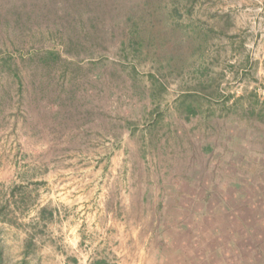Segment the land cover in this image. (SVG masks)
<instances>
[{"label": "rangeland", "instance_id": "374dc122", "mask_svg": "<svg viewBox=\"0 0 264 264\" xmlns=\"http://www.w3.org/2000/svg\"><path fill=\"white\" fill-rule=\"evenodd\" d=\"M46 2L0 0V23ZM85 2L120 19L104 64L22 66V92L0 68V264H264V229L227 256L195 215L229 172L264 221V0ZM206 227L209 263L189 244Z\"/></svg>", "mask_w": 264, "mask_h": 264}, {"label": "trees", "instance_id": "16d2710c", "mask_svg": "<svg viewBox=\"0 0 264 264\" xmlns=\"http://www.w3.org/2000/svg\"><path fill=\"white\" fill-rule=\"evenodd\" d=\"M86 3L85 0L73 2L70 0L65 2L47 0L45 4L31 6L27 20L17 19L14 23L1 21L0 30L2 28L7 32L10 31L11 35L8 33V35L3 36L5 39L3 43L8 42L10 45L0 53V68L11 73L18 84L19 92H22L24 86L21 70L22 66L25 65L50 67L52 69L64 62H72V64L90 62L95 66L104 64L103 52H105L108 40L116 34L120 19L104 17L107 20H103L101 15L104 14L103 5ZM23 7L26 8L25 5ZM99 8L102 12L99 11ZM96 78H99L98 75ZM80 136L83 137L84 135L80 134ZM234 171L237 172V166ZM227 174L231 175L228 177L231 182L223 192L224 197H221L219 203L218 201L215 202L216 191L213 188L208 189L207 194L204 193L205 201H201L200 210L195 215H198L199 223L204 227V223L208 224L211 219L212 223H216V227L210 229L214 230L213 232H221V235L226 239L224 242L230 244L227 252L222 253L223 255L227 254V256L240 258L243 251L240 244L246 242L244 247L249 248L250 240L256 238V230L262 233L264 221L260 219L247 221L245 211H242L241 217H239L240 211L231 206V201H234L235 206L240 204L246 208L252 205L256 206V203L250 201V197H252V201H255L257 195L254 192L259 191V187H251L252 181L249 179L237 178L229 172ZM235 187L238 189L232 193V189ZM209 211L213 214L215 212L217 218L216 215H210V218L208 216ZM263 213L264 207L263 210L256 212L257 215ZM202 220L204 221L203 224ZM219 221H222V225L218 223ZM194 222L198 221L193 219L186 223V226H182L185 236L187 233H193ZM204 232L205 228L198 231L200 235L194 233L195 236L189 241V244L201 255L203 254V258H206V262L209 263V259L211 260L214 255L217 254L218 258H221V255L210 249V246L217 245L216 240L213 242L208 240L209 234L212 232L209 233L207 230L205 239L202 237ZM217 241L219 243L220 240ZM251 252L252 257L249 255L245 260L247 264L257 262L255 250ZM251 252L250 250L246 251L245 256ZM260 255L262 256L261 259H264V253Z\"/></svg>", "mask_w": 264, "mask_h": 264}, {"label": "crops", "instance_id": "0c3cea01", "mask_svg": "<svg viewBox=\"0 0 264 264\" xmlns=\"http://www.w3.org/2000/svg\"><path fill=\"white\" fill-rule=\"evenodd\" d=\"M161 263L162 262L160 261V259H157L154 261V264H161ZM89 264H115V262L113 260H108V259L104 258V259H96L95 261H93ZM125 264H127V263H125ZM136 264H138V263H136Z\"/></svg>", "mask_w": 264, "mask_h": 264}]
</instances>
